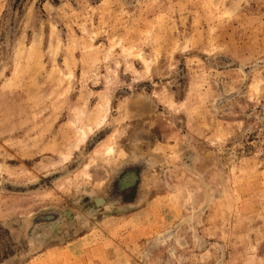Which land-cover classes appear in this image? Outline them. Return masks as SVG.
I'll return each instance as SVG.
<instances>
[{"label":"rangeland","instance_id":"374dc122","mask_svg":"<svg viewBox=\"0 0 264 264\" xmlns=\"http://www.w3.org/2000/svg\"><path fill=\"white\" fill-rule=\"evenodd\" d=\"M0 264H264V0H0Z\"/></svg>","mask_w":264,"mask_h":264},{"label":"water","instance_id":"95a60500","mask_svg":"<svg viewBox=\"0 0 264 264\" xmlns=\"http://www.w3.org/2000/svg\"><path fill=\"white\" fill-rule=\"evenodd\" d=\"M101 202V201H100ZM56 219L54 214H42L39 216H36L33 220H32V225L36 226L40 223H46V222H52Z\"/></svg>","mask_w":264,"mask_h":264}]
</instances>
